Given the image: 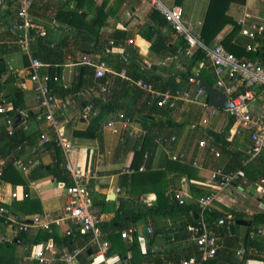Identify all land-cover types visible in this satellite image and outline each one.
Returning <instances> with one entry per match:
<instances>
[{
    "label": "crops",
    "instance_id": "crops-1",
    "mask_svg": "<svg viewBox=\"0 0 264 264\" xmlns=\"http://www.w3.org/2000/svg\"><path fill=\"white\" fill-rule=\"evenodd\" d=\"M162 1L168 7L179 6L183 11V21L191 26L194 36L200 37L210 0ZM20 2L6 0L0 5V102L6 99L13 107L12 98L20 93L22 106L13 118L20 114L23 122L18 126H23L24 135L20 140V151L15 147L17 142L10 141L4 118L0 116V159L13 163L12 168L6 169V166L3 169L0 177V205L10 215L16 212L20 219L31 222L34 216L40 214L62 217L65 194L63 183L52 171L56 162L54 152L47 149L39 138L41 134L53 138V132L43 117L34 85L29 80L28 56L20 51L17 43L24 31L22 20L17 15ZM30 2L28 16L31 22L43 27L47 34L45 38H39L44 39L42 42L33 39L29 43L30 57L50 65L39 73L56 77L57 83L64 89H68L84 73L83 91L93 88L95 97L120 104L114 116L103 119V128L99 130L101 134L95 137L74 134L84 131L90 123V120L82 119L83 110L79 106L59 118L61 131L74 150L67 154V162L83 175L92 202V213L101 225H106L102 230L104 240L110 244L106 255L112 258L109 263L117 259V264H153L157 258L164 259L166 264H173L193 255L197 247L192 233V219L197 222L200 219L198 200L204 195L214 194L215 199L207 212L215 216L220 226L225 224L228 234L232 235L225 241L217 239L210 230L216 238L217 251L225 249L228 255L230 252L232 257L233 253L234 258H240L243 250L236 246L238 238L240 243L245 241L248 229L252 227L255 234L250 239L255 244L248 247L250 256H247L245 264H264V192L258 187L260 181H264V149L259 155H254L249 130L238 124L224 109L210 106L209 97L202 88L204 94L195 99L196 91L200 89L197 79L217 89V77L207 58L206 61H193L190 57L194 51L188 47L184 54L179 50L174 56L168 52L160 53L163 48L177 51V46L179 48V43L183 41L160 21L157 12L135 0ZM101 6L102 12L97 13ZM71 11L76 12L74 18L69 20L62 16V13ZM105 15L107 18L103 22ZM246 15L257 22L264 20V0H246L242 6L232 4L227 11V16L241 26L235 40L246 47L251 45L253 50L263 49L264 35L253 43L242 36V21L245 23ZM97 18L95 25L93 23ZM232 29L233 25H226L207 47L222 46V40ZM159 34L166 40L165 47L156 42L159 51L154 52L151 46ZM55 52L62 54L61 59H48ZM84 57H88L94 65L105 64L106 73L102 79L108 87L107 93L102 94L98 87L88 86L98 84L102 79L95 77L93 66L81 64ZM262 57L258 56L254 61L264 66ZM121 72L129 80L117 76ZM135 80L152 81L153 85L148 84L160 93H188L190 99L176 100L172 108L158 107L156 99H151L132 83ZM225 82L234 87V95L246 90L238 81L225 79ZM253 93L254 100L248 107L253 115H258L264 92L256 88ZM128 112L145 116L148 126L145 122L129 120L132 128L121 127L118 116L128 120ZM111 120L117 122V133L107 127ZM132 130L136 136H130ZM122 137L129 138L127 149L120 146ZM133 140L141 141L142 146L134 149ZM200 142L204 143V147H199ZM61 155L60 167L64 168L66 160L62 151ZM17 160L21 161L22 167L14 164ZM128 167L133 169L132 174L122 172ZM140 168L144 170L139 171ZM218 170L243 171L251 186L234 183L221 187L210 179L211 173ZM19 179L21 184L15 185ZM261 188L264 189V183ZM177 192L185 195L184 205L173 199ZM12 193L17 194L16 199L11 198ZM148 208H154V211L137 223H131L132 215L143 213ZM255 216L259 217L251 224ZM236 221L249 223L250 226L237 224ZM69 228L72 227L61 223L54 226L51 232L32 229L28 232V242L16 243L17 233L4 226L0 242L15 243V247L8 250L13 255V264H27L22 258L39 250L60 255L85 247L88 241L86 235L79 234L71 246L62 243ZM147 228L151 229V234L147 233ZM124 231L128 234L127 239L119 236ZM217 231L216 227L214 232ZM46 235L49 237L44 238ZM234 239L237 242L232 243ZM133 241L135 255L130 248ZM92 251L88 258H77L74 264L104 263L102 257L94 249ZM147 252L150 255L143 258Z\"/></svg>",
    "mask_w": 264,
    "mask_h": 264
},
{
    "label": "built area",
    "instance_id": "built-area-1",
    "mask_svg": "<svg viewBox=\"0 0 264 264\" xmlns=\"http://www.w3.org/2000/svg\"><path fill=\"white\" fill-rule=\"evenodd\" d=\"M6 0H0L2 5ZM140 4L147 5L151 10L157 12L163 17L164 22L170 27V29L187 44L189 50H201L207 60L210 62L214 74L216 75V88L221 90L228 96L229 102L225 111L231 115L235 121L241 126L247 128L250 132V141L253 145L254 155H259L264 149V100L261 102V113L253 115L249 109L250 101L254 100L253 89H261L264 92V66L255 61H243L238 59L234 55L227 52L223 46L218 45L212 48L207 47L200 37L192 34L191 26L185 23L182 19L183 11L179 6H166L162 0H135ZM31 7L30 0H21L18 10V17L22 20L23 33L18 39V46L20 51L28 56V71L29 80L34 85V92L37 103L43 113L45 121L49 124L50 130L53 132V138H50L44 134L40 135V142L44 145L51 143L52 141L60 147L66 164L64 170L69 175L72 185L64 187L65 204L63 208V216L56 217L51 214H40L32 218L31 222L24 219L20 220L13 215H10L9 211L0 206V217H5L8 222L7 226L11 227L16 233H28L30 230H41L51 232L54 226H59L61 223H66L72 228H69L66 232V237H70L73 230L78 231L80 235L88 236L86 246L81 249H74L70 253H63L60 255L49 254L45 250H39L34 253L25 255L22 260L27 264H74L76 259L87 249L95 250L96 254L100 255L105 264H116V260L109 263V259L106 255L109 251L110 244L107 240H104V233L99 220L92 213V202L88 189L84 184V178L80 171L72 167L67 162V154L73 152L72 144L66 140L64 133L60 127V117L66 116L69 110L77 106L78 102L87 101L88 98L94 93L93 88H89L88 92L78 91V93L69 95L66 98L56 97L51 93L50 84L51 81L57 83V78L52 79L48 74L41 75L39 72L43 69L50 67L49 64L41 62L37 59L30 57L29 55V43L33 39L45 38L46 30L31 22L28 11ZM248 21V22H247ZM242 21V36L246 37L250 43L255 42L258 37L264 35V20L257 22L252 20L249 16H245V23ZM247 22V23H246ZM247 51L253 50L251 45H247ZM82 65L93 66L95 68V77L102 79L106 73V66L104 63L94 65L88 57H84ZM117 76L124 80H129L124 72L117 73ZM225 79L230 81H238L246 90L241 94L234 95V87L230 84H226ZM136 87L148 94L151 99L157 100L158 107L168 106L174 107V101L176 100H189L188 93L178 94L164 92L160 93L156 91L152 85L145 83L141 80H135L132 82ZM99 91L107 93L108 87L105 84L98 86ZM204 94L200 88L196 91L195 99ZM12 110L10 102L6 99L0 102V116L4 118L8 134L12 133V121L14 118H10L9 112ZM97 111L91 104H88L83 108L82 119L84 121L91 120L96 116ZM215 113V110L214 112ZM120 119V125L124 129L132 128L133 124L129 120H125L123 116H118ZM13 119V120H11ZM117 122L111 120L107 123V127L111 128L114 133H117ZM101 128L103 126L101 125ZM100 128V129H101ZM130 136H136L135 132L130 131ZM173 141V139H171ZM167 142V141H163ZM199 147H204V143L200 142ZM11 162V161H10ZM8 160L0 159V177L3 173V169L9 165ZM13 164V163H12ZM17 167H22L21 161L14 162ZM140 168L139 171H143ZM124 174H132L133 169L128 167L123 169ZM210 179L217 183L221 187H227L234 183H240L243 186H251L246 180L243 171H214L210 175ZM264 181H260L258 185L259 190L264 192L261 185ZM12 199L17 198L16 193L11 194ZM173 199L178 202L179 205L185 204V195L182 192H177L173 195ZM215 199L214 194L204 195L198 200L199 208V221L197 225L192 228L194 237V243L197 247V251L200 254V260L196 257H191L184 260L182 264H202L203 261L211 259L216 254V238L212 235L208 229L207 224L203 220V216L208 208L211 206ZM147 233L151 234V229L147 228ZM122 239H127V232L120 234ZM4 243L7 241L4 240ZM243 253V252H241Z\"/></svg>",
    "mask_w": 264,
    "mask_h": 264
},
{
    "label": "trees",
    "instance_id": "trees-1",
    "mask_svg": "<svg viewBox=\"0 0 264 264\" xmlns=\"http://www.w3.org/2000/svg\"><path fill=\"white\" fill-rule=\"evenodd\" d=\"M245 1L246 0H210L209 5H208V9L206 12V16H205V19H204V22H203V25L201 28L200 38L206 46L207 45L209 46L213 42V40L215 39L217 34L220 32V30H222L226 25H229V24L233 25L232 31L222 40V46L230 54L234 53L233 55H235V57H237L238 59H241L243 61H254L256 58H258V56L264 57V47H263V49H260V50L256 49V50L247 51L246 46L243 45V43H240L239 41H237V39L235 40V34L240 30L241 26L238 23L233 22L227 16V11H228L230 5L235 4V5L242 6L245 4ZM102 8H103V6H101L98 9L97 13L102 12ZM62 16H65L67 19L70 20L76 16V12H74V11L65 12V13H62ZM106 18H107V16L105 15L103 22L105 21ZM159 18H160L161 22H164V19L162 16H160ZM96 23H98V18L94 21L93 24L96 25ZM83 26L86 28H89L87 24H84ZM263 38H264V36H263ZM43 40L44 39H39L40 42H42ZM165 41L166 40L162 37V35L159 34L151 46L152 50L154 52H158L159 49H157L156 42L164 45ZM62 45H65V43H63ZM179 46H180L179 48L177 46V51H176V49L175 50L174 49L169 50L167 48H163V50H160L159 52L160 53L168 52L167 54L174 56V54L176 55L178 50H179V52L181 51V53L184 54L186 52L185 50L187 48V44L183 41V42L179 43ZM164 47H165V45H164ZM51 55H52V57L48 56V59H53V60L59 59L60 60L62 57V54L60 52L51 53ZM190 58L193 61L194 60L195 61H206L205 54L201 50H195ZM83 75H84V73H81L79 75V77L76 79V81L73 83V85H71L68 89H64L60 84L51 81V84H50L51 93L53 95L56 94L57 96L63 97V98H64V96L73 95V94L78 93V91L82 90V87L85 84V80L83 79ZM51 78L54 79L56 77H51ZM135 79H139V77H135ZM99 82H100V83H98L99 85L105 83L104 79H102ZM147 82L152 84V81H150V80H148ZM123 83L125 84V82H123ZM98 84L92 83V84H88V86H93V87L97 88L99 86ZM86 87H87V85H86ZM19 96H20V93L17 92L15 94V97L12 98L13 107H12V110L9 112L10 118H13V114H15L16 111L22 106L20 104L21 101H20ZM88 104H91L93 106L95 111H97V115L94 116L90 120L88 127L84 131L75 132L74 134L79 135V136L83 135V136H88V137H95V136H98L101 134L99 132V130L101 128L103 119L110 117L112 115L114 116L118 112V110L120 108V104H114L113 102H111L109 100L103 101L101 98L95 97L94 94H92L88 98L87 101L78 102L77 106H79L83 110V108L85 106H87ZM126 118L130 121H137L138 123H144L145 122V126L146 125L148 126V123L146 122L145 116H143V117L137 116L135 113L128 112L126 114ZM14 119H16L15 116H14ZM23 136H24L23 135V126H17L15 128H13L11 135H9V137L11 138L10 141H12L13 143L17 142L15 147H16V149L18 148V150H20V151L22 149V146H20L19 144H20V140L23 138ZM122 139L123 140L120 141V146L121 147L124 146L127 149L128 143H129L128 142L129 138L122 137ZM133 141H134L133 145L135 146L134 149H136L137 146H142L141 141H140V143L138 140H133ZM46 148L49 150H52L54 152L53 157H54L56 162L52 168L53 173L56 175L57 179L63 183V185L65 187L71 186L72 181H71L69 175L66 173L64 168L60 167V164H61L60 163L61 162L60 157L62 156L60 147H58L57 144L52 141L51 143L46 145ZM3 153H6V151H4ZM11 164H12V162H10L9 165H7L6 169L12 168ZM21 182H22L21 179H19V180L15 181L14 184L20 185ZM0 206H2V205H0ZM153 211H154V208H148L143 213H137V214L132 215L131 223L132 224L137 223L143 216L149 215ZM12 214L16 218L20 219L18 213L12 212ZM258 217L259 216H255L254 219L251 220V224H253L254 221L257 220ZM20 220H22V219H20ZM203 220L207 224L208 229L213 231V235L217 239L222 238L225 241H227L230 238V236H232V235L228 234V231L226 229V225L223 224L222 226H220L216 222L215 216L212 214H209L207 211L205 212V214L203 216ZM192 223L195 226V225H197L198 222L192 219ZM7 224H8V222L6 221V218L0 217V232L4 226H7ZM233 225L234 224H232L231 226H233ZM101 226H102L103 230H104V228H106V225H101ZM216 227L218 230L217 233L214 232L216 230ZM38 234H40V232ZM253 234H255V233L251 227L248 229V234L245 237L246 238L245 241L242 240V242L240 243V239L238 238V245H236V246L238 248H240L241 250H243V253L241 254L240 258H237V257L234 258L235 254L232 253V255H233V257H232L230 255L231 254L230 252L228 255L226 253L225 249H221L219 251L216 250V254L214 255L213 258L207 259L206 261H204L202 263L203 264H245L246 259L248 258L247 256H250V255H248L247 249H248V247L250 248V247L254 246V244H255L254 240L250 239V236H252ZM78 235H79L78 231L73 230L72 235L70 237L64 238L62 240V243H64V245H66V246H71L73 244V242L76 240V238L78 237ZM48 237L49 236L46 235L44 238H48ZM16 238L20 239L21 241H26V242H28V240L30 239L28 233H17ZM235 241L237 242L236 239L232 240V243H235ZM216 246H217V244H216ZM13 247H15V243H13V242H11L10 244L0 242V264H13V260H14L13 255H11L8 252L9 248L12 249ZM130 248L132 249V251L134 252V255H135L136 248H135V242L134 241L131 244ZM113 249H114V247H113ZM90 251L92 254L93 253L92 249ZM149 255H150V253L147 252L143 255V258H145ZM88 257H89V249L85 250L78 258H81V259L85 258L86 259ZM191 257H196L198 260H200V254L198 251H196L193 255L191 254L187 257L181 258V259L177 260L176 263H173V264H182V262L184 260H187ZM117 263H118V260H116V264ZM101 264H104V263H101ZM153 264H166V262L164 259L155 258L153 260Z\"/></svg>",
    "mask_w": 264,
    "mask_h": 264
},
{
    "label": "water",
    "instance_id": "water-1",
    "mask_svg": "<svg viewBox=\"0 0 264 264\" xmlns=\"http://www.w3.org/2000/svg\"><path fill=\"white\" fill-rule=\"evenodd\" d=\"M197 80H198L199 87L202 88L204 90V92L208 95L210 106L225 110L227 108L229 99L224 94H222L221 91L215 89L213 86L209 85L204 80H202V79H197ZM15 117H16V119H14L12 121V127L13 128L17 127L18 125L22 124V122H23L20 114H16ZM109 199L112 200L113 197L110 196ZM236 223L245 225L247 227L250 226L249 223H246L243 221H236ZM14 242L21 243V240L15 239ZM89 253H90V251H89Z\"/></svg>",
    "mask_w": 264,
    "mask_h": 264
},
{
    "label": "rangeland",
    "instance_id": "rangeland-1",
    "mask_svg": "<svg viewBox=\"0 0 264 264\" xmlns=\"http://www.w3.org/2000/svg\"><path fill=\"white\" fill-rule=\"evenodd\" d=\"M113 145L115 146V142H113Z\"/></svg>",
    "mask_w": 264,
    "mask_h": 264
}]
</instances>
